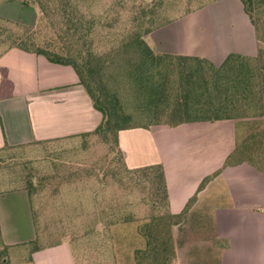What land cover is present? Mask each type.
I'll list each match as a JSON object with an SVG mask.
<instances>
[{"label":"rangeland","instance_id":"1","mask_svg":"<svg viewBox=\"0 0 264 264\" xmlns=\"http://www.w3.org/2000/svg\"><path fill=\"white\" fill-rule=\"evenodd\" d=\"M42 1L49 11L52 8V13L47 18H43L38 0H0V54L17 45L10 42V35L20 39L29 33L41 42L51 41L60 46L80 47L78 35L69 41L63 34L57 7L58 2L62 5L64 0ZM214 1L216 0H71L70 7L75 18L92 23L89 45H92L94 54L107 61L94 73V85L103 86L104 96L109 104L117 98L124 114L131 117L128 125L145 126L157 121L163 123L162 116L166 115L153 112L152 109L157 110L159 104L164 107V103H168L167 108H172L171 105L178 98L175 96L178 95L175 90L177 81H173L172 97L170 98L171 91H166V101L163 97L155 103L151 95L150 103L155 104L146 108V95L136 90L135 81L128 77L127 60L135 56L132 51L123 48V43L133 30L134 16H139L142 6H149L153 8L158 24L163 26L173 22L170 27L159 31L157 36L148 37L147 43L154 50L207 57L216 52L219 26L232 27L235 19L230 10L212 14L206 6ZM176 63L174 62L178 65ZM253 66L262 67L264 74L263 58L259 62H253L252 68ZM251 73H254V92L247 100L241 99L234 108L239 117L252 124L247 136L256 126L264 127V77L262 74L257 76L253 70ZM224 124L230 127H217L219 125L215 123H196L189 125V131H173L168 127H155L152 131L161 152L165 157L169 154L173 172L178 171L182 175L195 172L199 175L213 151L206 148L208 141H201L199 146L196 143L205 136L208 139L219 138L223 134L227 136L232 130L233 122L226 121ZM239 137L238 143L245 137V129L241 125ZM226 138L224 140L227 143L229 139ZM115 147L113 136L104 139L99 135H91L0 150V180L6 185L32 189L39 239L31 249L62 241L73 248L77 243L86 246L90 236L98 232L107 235L109 228L115 223L119 225L112 230L123 231V236L120 237V231L118 238L114 233L112 235L113 244L109 245L112 255L107 253L111 264L130 263L132 258L126 252L133 245L142 250L146 248V240L137 230L138 224L147 222L153 214H165L166 203L157 192L156 185L149 183L150 175H134L124 168ZM197 178L190 176L184 180L187 185L192 186ZM88 179L98 180L104 185V192L96 194L97 205L93 201L94 194L80 184L84 182L86 185ZM30 181L32 184H29ZM129 219L130 222H124ZM18 252H11L9 264L22 263L18 256H14ZM23 256L29 259L30 250ZM75 256L78 262L76 251Z\"/></svg>","mask_w":264,"mask_h":264},{"label":"crops","instance_id":"2","mask_svg":"<svg viewBox=\"0 0 264 264\" xmlns=\"http://www.w3.org/2000/svg\"><path fill=\"white\" fill-rule=\"evenodd\" d=\"M206 7L214 15L230 10L235 19L232 27L219 26L213 55L195 57L208 59L219 67L230 54L258 56L256 29L241 0H216ZM171 25L173 22L152 32L146 41L150 35L155 37ZM1 70L7 72L13 91L11 97L0 99V149L81 138L100 126L103 115L95 108L72 67L11 48L0 56V83ZM226 121L233 122L227 136L213 139L205 136L196 141L198 146L201 141H208L206 148L213 151L199 175L173 172L169 154L165 157L161 152L152 131L155 127L189 131V125L196 123L230 127L224 124ZM239 125L245 129V140L252 125L246 119L190 122L176 127L151 125L119 133V150L127 168L161 164L165 169L170 211L174 215L184 213L182 223L175 228L180 264H264V173L247 163L224 167L227 158L243 141L238 143ZM190 176L198 177L192 186L184 180ZM211 176L200 189L202 182ZM80 184L94 194L95 203L97 192H104V185L98 180ZM118 225L111 226L107 235L98 232L90 236L86 246L77 243L76 249L65 241L31 249L39 239L32 194L25 187L6 185L0 180V264H9L12 251H19L14 256H18L20 264H81L80 261L87 264L86 260L90 264H111L109 245L113 244V233L119 236L120 230H112ZM120 232L121 237L123 231ZM28 250L29 259L23 256ZM137 250L142 248L133 245L126 252L132 258L128 264H135Z\"/></svg>","mask_w":264,"mask_h":264},{"label":"trees","instance_id":"3","mask_svg":"<svg viewBox=\"0 0 264 264\" xmlns=\"http://www.w3.org/2000/svg\"><path fill=\"white\" fill-rule=\"evenodd\" d=\"M241 1L246 14L256 29L259 54L257 57L230 54L219 67L205 58L155 52L147 43L146 37L167 24L165 23L163 26L158 24L153 14V8L149 6H142L139 10V16L138 14L134 16L133 30L126 42L123 43V48L134 53L135 57H130L131 60L129 58L127 60V74L135 81L136 90L138 89L146 95L148 101H146L145 107L149 108L158 99L162 100L166 91H171V98L173 95L172 82L177 81L175 90L178 95H174L178 98L171 105L172 108H167L168 103H164V107L159 104L160 106L156 107L157 110L152 109L153 112L166 115L162 116L163 123L157 121L145 126L128 125L127 122L130 123L131 117L124 114L117 98H114L113 102L109 104L104 96L103 86L94 85V73L103 67L107 61L102 60V56L94 54L92 45H89L93 29L92 23L75 18L70 7L71 0H64L62 5L58 2L57 11L60 13L63 34L67 36L69 41L78 35L79 48L75 45L60 46L51 41L41 42L38 41L37 37L30 36V33V35L26 34L20 39L10 35V42L17 43L11 48L44 57L50 63L70 66L75 70L81 85L85 87L93 100L95 108L103 115L100 126L93 133L85 136L99 135L104 139L113 136L116 143L115 148L119 151L124 168L134 175L138 173H142L143 176L150 175L149 183L156 185L157 192L165 201L167 207L165 214H153L147 222L139 226V232L145 238L147 245L144 250H137L135 264H180L175 228L182 223L184 213L174 215L170 211L163 165L145 166L134 170L127 168L119 150V133L126 129L151 125L164 124L176 127L190 122L243 119L238 116L234 108L241 99L247 100L249 95L254 92V73H251V70L257 76L262 74L264 77L262 67L253 66L252 68L253 62L264 59V0ZM38 2L43 10V18L50 16L52 8L49 11L46 3L42 0H38ZM174 62H177L178 65H175ZM12 91L13 85L7 77V72L1 70L0 99L11 97ZM151 95H153L151 99H155V103H150ZM164 100L166 101L165 97ZM5 148L15 147L5 146ZM243 163L250 164L264 173V127L256 126L227 158L224 167ZM211 178L212 176L207 177L202 182L200 189ZM29 184L32 182L30 181ZM25 188L32 194L31 187ZM192 201L193 199L187 208ZM130 221L129 219L124 222Z\"/></svg>","mask_w":264,"mask_h":264}]
</instances>
